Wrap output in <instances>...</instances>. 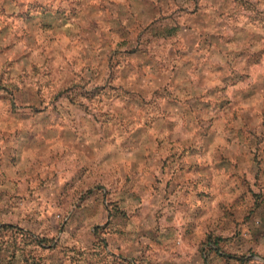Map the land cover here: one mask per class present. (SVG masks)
<instances>
[{
	"label": "rangeland",
	"instance_id": "obj_1",
	"mask_svg": "<svg viewBox=\"0 0 264 264\" xmlns=\"http://www.w3.org/2000/svg\"><path fill=\"white\" fill-rule=\"evenodd\" d=\"M0 264H264V0H0Z\"/></svg>",
	"mask_w": 264,
	"mask_h": 264
}]
</instances>
